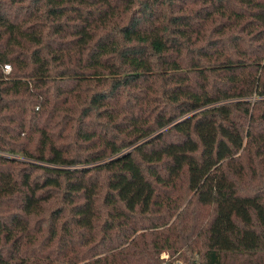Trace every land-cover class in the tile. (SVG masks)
I'll return each instance as SVG.
<instances>
[{
    "label": "trees",
    "instance_id": "trees-1",
    "mask_svg": "<svg viewBox=\"0 0 264 264\" xmlns=\"http://www.w3.org/2000/svg\"><path fill=\"white\" fill-rule=\"evenodd\" d=\"M6 62L0 264H264V0H0Z\"/></svg>",
    "mask_w": 264,
    "mask_h": 264
},
{
    "label": "rangeland",
    "instance_id": "rangeland-1",
    "mask_svg": "<svg viewBox=\"0 0 264 264\" xmlns=\"http://www.w3.org/2000/svg\"><path fill=\"white\" fill-rule=\"evenodd\" d=\"M70 134H71V132H70ZM63 141L66 143L68 141V139H64ZM0 153H3V152L0 151ZM12 157H15V158L20 159V160L29 159L28 157L25 158L21 154H14ZM31 159H29V160H31ZM76 166L79 167L81 165H76ZM88 166L89 165H87L86 167H88ZM185 221L187 222L186 225H188V226H189V223H190V225L198 224V218L196 221H194L193 219L192 220L188 219V221L187 220H185ZM186 232H189V229H186ZM185 240H183L179 244V249L177 252H174L173 254L172 253L170 254L168 251L161 252L160 259H162L164 261L163 263H165V262H169V264H201L202 263L203 258H202V253H201L202 251H201L200 241L197 242V244L195 246L196 249L194 251H189V250H186ZM186 257H187V260H186ZM248 261H251V260H249L248 257L228 256L224 260V264H248L249 263Z\"/></svg>",
    "mask_w": 264,
    "mask_h": 264
},
{
    "label": "built area",
    "instance_id": "built-area-1",
    "mask_svg": "<svg viewBox=\"0 0 264 264\" xmlns=\"http://www.w3.org/2000/svg\"><path fill=\"white\" fill-rule=\"evenodd\" d=\"M0 71L4 76L8 75L11 72V64L10 63H0Z\"/></svg>",
    "mask_w": 264,
    "mask_h": 264
}]
</instances>
